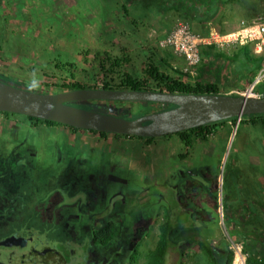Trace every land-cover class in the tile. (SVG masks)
<instances>
[{"label":"flooded vegetation","instance_id":"1","mask_svg":"<svg viewBox=\"0 0 264 264\" xmlns=\"http://www.w3.org/2000/svg\"><path fill=\"white\" fill-rule=\"evenodd\" d=\"M80 1H78L79 7H84V2H89V0ZM108 1L116 9L129 10L141 22L156 21V23L160 24L159 29H165L168 26L169 12H172V19H178V17L182 16L176 10L166 8L170 2L169 0ZM16 9L19 10V7ZM42 21L53 26L50 20L44 19ZM76 21L78 22L77 19ZM67 24L69 27L74 26V23L70 21H67ZM3 35L4 31L1 32L0 30V54L5 53V57L11 61L14 59H20L19 61L22 62L31 60L28 57L22 56L24 55L22 48H20V52L18 48L8 52L5 41L2 39ZM55 46L49 44L52 57H50V53L45 51H41L39 56L50 58L44 62L45 65L48 63L45 67H50L52 72L56 73L55 65L57 64V57L67 61L68 59L64 57L69 54L65 53L61 48L55 50ZM241 52L242 50H239L236 56L233 55L227 58L235 60ZM35 57L37 58V56ZM102 61L105 60L99 59L98 61L99 72L103 73L104 70H107L110 73L108 70L109 63L105 62L104 69H102L100 66ZM33 65L34 63L30 66ZM35 67L43 68L44 66L36 64ZM122 67L123 71L126 72L125 64ZM3 69V71L8 73L7 76H2V79H7V82H12L9 77L10 75L14 76L12 78L31 80V86H34L35 91L56 93L63 90L59 88L60 86H57L58 81L56 78H52V83L44 82L37 84L35 80L38 75L36 76L33 68L24 73L22 71L14 72L13 69ZM161 69L163 70L162 67ZM38 70L42 71V69ZM112 74L115 76V83H119L117 82L118 74ZM134 76H139V74ZM65 81L69 82V79ZM71 81H76V79L74 78ZM62 82L60 81V85ZM13 83L27 87V85L20 81L13 80ZM91 83V85L79 83L82 85L79 89L104 88L102 86L104 81L92 78ZM146 89L159 90L157 88L140 90ZM119 103L128 102H106L100 103L98 106L95 105V102H91L89 103L91 109L88 107L87 109L78 107L79 105L86 104H78L75 107L85 110L95 109L98 112L109 113L110 108L117 109L116 105H119ZM136 104L142 108H147L148 111L158 108V106L149 103ZM117 113L118 115L125 116L120 114L119 110ZM262 121H264V118H242L236 130L240 129V127L243 128V125L253 128H264V122ZM199 128H203L202 133L198 136L192 135L189 146L184 143L179 133L160 138L100 134L95 131H81L62 125L55 127H48L45 124L33 125L17 115H3L0 113V137H2L3 133L4 137L2 139L8 143V148H12V145H10L12 141L15 143L13 148H22L23 151L24 149L29 150V158L35 160L34 165L36 167L37 155H35L36 153L33 154L32 148L34 145L31 141L34 142L35 132L38 131V133H45V130L54 131L55 135L60 137V140L62 134L64 137L62 143L71 150L70 154L78 156L79 159L84 156L80 162L83 165L88 164L86 172L77 171L79 164L75 161H71L72 163L69 168H59V170H65V174H68V176H72L68 186L76 192L83 190L84 196H82V200H78L72 204H62L60 202L62 200V188L58 189L59 186L54 185L56 182L65 183L64 177L68 176L60 175L63 179L62 181L60 179L56 180L57 175L55 172L47 174L50 165H53L52 167L55 166L50 159H41L38 167L34 168V170H39L45 174L46 185L49 186L48 189L51 191V197L45 200L44 197L47 192L42 190L38 203L33 205V208L42 222L51 224L54 227L57 224L59 226V234L61 225L68 228L73 238L81 239L84 237V239L88 240L89 244L85 242V247L83 243L84 252L78 258L80 264H112V261L108 259L109 253H106L107 250L114 253V257L117 259L115 264H130L137 251L136 246L139 247L147 238L151 242L152 234H156L154 237L156 246L165 228H169L168 233L172 244L168 249L170 255L184 259L187 252L196 250L195 254H200L204 259H206L208 252L214 256L227 255L230 258L231 255L233 257L235 250L239 249L240 255L245 256V264H264V139L257 140L256 138H252L249 141V146L258 142L259 146L263 149L261 152L259 150L258 152H254L256 151L255 149L248 156L244 155L248 141H243L242 154L244 157L242 161H236L235 157L230 159V151L236 138V130L232 134L231 125L228 123H218ZM29 131H34V135L28 136ZM166 141L169 143L177 141L180 144L181 151L176 150L178 158L176 164L177 166L178 164L180 165L179 168H185V171L189 169L190 174L195 175L190 176L186 174L180 176L182 175L181 171L178 167L177 169L174 167V175L176 176L170 178L167 175V168H165L161 172L158 181L154 180L153 183L150 180V183H148L150 190L155 188L159 190L158 194H153L155 201L150 202L146 196V192L139 194L136 189L137 184L134 180L131 182L130 170L135 171V169L133 170L135 168L133 163H137V161L133 162L129 149L136 146L139 151H145L157 142L166 143ZM59 143L60 141L56 143L55 148L59 147ZM215 143L222 148L219 156H213L209 148H203L204 144ZM227 146L228 149L226 150ZM196 149L199 152H195ZM92 153H94V156H92V159H88ZM8 154H10L8 156H12L11 153L8 152ZM204 156L207 157L204 158ZM212 156L215 159L212 168L204 167V164L203 166L197 164L195 170L189 168L196 165V160L203 161L204 159L212 158ZM16 158L17 156L14 159ZM17 159L21 158L18 157ZM110 159H116V162L111 164ZM128 159H130L131 163ZM161 160L162 166H167L170 163L168 159ZM222 161L224 162L223 165H221ZM145 179H149V177ZM141 185L146 186L144 179ZM204 185L207 186V189L202 188ZM210 191L215 192L211 193ZM161 196L162 199L160 198ZM41 197L43 199H40ZM182 213L185 217L180 215ZM171 215H173L172 219L178 215V217H183L185 221L180 222L178 225H173L171 224ZM49 232L53 233L52 230H49ZM203 244L206 245L207 251L202 249ZM54 249L57 250L56 248ZM57 251L64 258V264H70V255L78 256L77 252L73 249L64 254L59 250ZM146 259L147 255H144V264Z\"/></svg>","mask_w":264,"mask_h":264},{"label":"rangeland","instance_id":"2","mask_svg":"<svg viewBox=\"0 0 264 264\" xmlns=\"http://www.w3.org/2000/svg\"><path fill=\"white\" fill-rule=\"evenodd\" d=\"M42 1L46 5L50 3L48 7L51 13L48 14L47 8L45 7L41 13L39 12L41 14L40 18H33L37 15L35 10L40 8L41 4H36L34 8L33 6L27 4L25 7V18L22 22V19H19L18 17V13L20 14L19 10L13 7V3H11L14 2V0H1L2 4L6 3V8L0 9V30L1 32L4 31L2 39L5 41V46L8 49V52L17 48L20 52V48H22L24 50V55H19L28 57L31 60L22 62L19 61L20 59H14L11 61L5 57V53L0 54V80H4L2 79V76H7L8 73L3 71V68L13 69L14 72L22 71L23 73L33 68L36 76L38 75L35 80L37 84L44 82L52 83V75L55 72H52L50 67H45L48 63L46 65L44 64V62L50 58L39 56L41 51H45L50 53V57H52L49 44L56 45L54 47L55 50H59L61 48L65 53L70 55H66L64 58L68 59L67 61L74 63V78L83 85H91L92 78L98 81H108L110 79L111 74L107 70H104L103 73L99 72L98 61L99 59H105V54H108L111 57L128 58L129 62L125 64V71L131 73L132 75L140 74V72L145 68L146 63L149 61H153L155 63L157 57L167 60L169 66L172 68L176 67L180 72L184 67V65H182L183 62L174 60L168 54L161 51L157 46V39H159L165 31H168V28L172 25V23L177 20L172 19V12L168 13V26L165 29H159L160 24L156 23V21L141 22L135 18L136 16H133L132 12L129 10L116 9V7H113V4H110L108 0H89L87 3L84 2V7L78 6V1L80 0ZM225 5L227 7V16L233 10L237 13L235 16H239L238 14L244 13V9H248L249 12L254 14V18L257 17L259 13H262L261 15L264 17V0H229V2ZM221 11L222 10L219 11L218 15L221 14ZM30 14H32L31 17ZM218 15L215 19H213V21H217ZM182 18L184 17H178V19L186 20ZM44 19L52 21L50 23L53 24V26L48 25V23H44L42 21ZM67 21L74 23V26L69 27ZM231 21L232 19H228V26L225 27L226 30L231 27ZM206 24L209 25L208 27H215L218 30H221L220 27H216L215 22H213V24L207 22ZM192 26L199 29L202 25L192 24ZM199 31L205 32L206 29L202 26ZM238 49H240V46L233 45L231 47L230 54L232 55V53ZM248 50L250 54H252L250 47H248ZM252 55L255 58L264 56V54L261 56ZM35 56H37V58ZM205 61L203 64H205ZM33 63L34 65L30 66ZM36 64L44 67L36 68ZM38 69H42V71ZM9 77L11 78L12 83L13 80L20 81L27 85L28 88L32 90L35 89L34 86H31V80L12 78L14 76L10 75ZM113 77L115 76L113 75ZM188 78L192 79L194 77L188 76ZM4 81L8 80L6 79ZM116 108L117 109L110 108L109 112L117 113L119 110L120 114L123 115H141L148 112L147 108H142L134 102L119 103V105H116ZM38 132H35L36 136L34 142L31 141L34 145L32 151H34V154L36 153L37 155V167L41 159H50L52 164L54 163L55 166L52 167L53 165H50L47 174L55 172L57 175L56 180L60 179L62 181L63 179L61 176H68V174H65V170H59V168H69L72 163L71 161H75L79 164L77 171L86 172L88 164L83 165L80 162L84 156L79 159L78 156L70 154L71 150H69L62 143L64 140L62 134V138L60 140V137H57L54 131L45 130V133ZM31 135H34V131L28 132V136ZM235 135V142L232 150L230 151V159L235 157L236 161H242L244 155L248 156L250 153H253L252 151L255 149L256 151L254 152H258V150L260 152L262 151L263 148L259 146L258 142L249 146V141L252 138H256L257 140L264 139L263 127L253 128L248 125H243V128L240 127V129L236 130ZM3 137L4 134L2 133V137H0V238L5 235L7 236L10 233L29 235L30 233L35 232L41 236L49 247L56 248L63 254L65 252H70V249L75 250L78 256L70 255V264H80L78 258L83 255V243L85 247V242L89 244L88 240L84 239V237L81 239L73 238L69 233L68 228L61 225V231L59 234V226L57 224H55L54 227L51 224L42 222L38 218V214L36 210H34L33 205L38 203L40 193L42 190L47 192L44 197L45 200H48V198L51 197V191L48 189L49 186L46 185V176L39 170H34V168L37 167L34 165L35 160L29 158V150L24 149L23 151L22 148H13L15 143L12 141L10 142V145H12L13 149L8 148V143L3 141ZM58 141H60L59 147L55 148ZM243 141H248L247 146L245 147L248 154L245 152L244 155L242 154L244 146ZM258 147L260 148L258 149ZM8 152L11 153L12 156H8L10 155ZM216 154H218V150H216ZM216 154H213V156ZM16 156L21 159H14ZM92 156H94V153H92L88 159H92ZM213 156L212 158L204 159L203 161L196 160V165L189 168L195 170L197 168V164H201V166L204 164V167L210 169L215 161ZM168 161L170 162L169 165L162 166L161 159H148V163L144 164V166L139 163H135V168H133L135 171L133 172L130 170V176L132 178L131 182L134 180L137 184L136 189L139 194L141 192H146V196L150 202L155 201L153 194H158L159 190L157 188L150 190L148 185L149 180H152L153 183L154 180L158 181L161 172H163L165 168H174L173 165H177L176 162L178 159L174 156L173 159H168ZM115 162L116 159H110L111 164ZM223 164L224 162L221 165ZM179 167L180 165L178 164V169L182 173L180 176L186 174L190 176L195 175L190 174L189 169L185 171V168ZM175 176L176 175H173V177ZM146 177H149V179H145ZM71 178L72 176L64 177L65 183L63 182L62 184V182H56V184H54L55 186H59L58 189H60V187L62 188V200L60 201L62 204L75 203L78 200H82V196H84V193H82L83 190H78V192H76L68 186ZM143 179L145 180L146 186L141 185ZM160 198L162 199V196ZM40 199H43V197ZM180 215L184 216L183 213ZM172 217L173 215L170 216L171 224L173 225H178L180 222L185 221L183 220V217H178V215L175 216L174 219H172ZM49 230H52L53 233H50ZM155 235L156 234L151 235V242L149 241L150 239L147 238L140 244L139 247L136 246L137 251L130 264H144V255H147L148 252L155 248ZM237 245L239 246V244ZM235 251L236 252L233 257L232 255L230 257L229 264H235V262L238 264L239 259H241V255L237 249ZM106 253H109L108 259L112 261V264H115L117 259L114 257V253L109 252L108 250ZM195 253L196 250L187 252L184 256L183 264H208L203 256ZM236 254L238 257L235 256ZM241 260L243 261V259ZM243 263L245 264V261H243Z\"/></svg>","mask_w":264,"mask_h":264},{"label":"water","instance_id":"3","mask_svg":"<svg viewBox=\"0 0 264 264\" xmlns=\"http://www.w3.org/2000/svg\"><path fill=\"white\" fill-rule=\"evenodd\" d=\"M172 8L188 20L206 24L215 18L223 0H169ZM241 52L235 60L209 55L198 77L185 80L239 89L259 66ZM95 102H135L158 106L141 115L121 116L114 112L85 110L75 105ZM0 113L30 117L65 127L139 138H160L236 118L264 115V98L256 99L217 92L171 93L162 90L73 89L56 93L33 91L0 80ZM233 187V185H231ZM203 189H207L204 185ZM215 192V191H210ZM217 193V190H216ZM221 193V191H220ZM1 264H64V258L37 233L11 234L0 238Z\"/></svg>","mask_w":264,"mask_h":264},{"label":"trees","instance_id":"4","mask_svg":"<svg viewBox=\"0 0 264 264\" xmlns=\"http://www.w3.org/2000/svg\"><path fill=\"white\" fill-rule=\"evenodd\" d=\"M228 2L229 0H223V4L221 5L219 11L221 10L222 6ZM182 19H186L187 21L192 23V21L188 20L187 18H182ZM213 19L208 22L213 21ZM239 50H242V52L246 55V57L249 60H255V59H260V61L262 60V57H259V58L253 57V55L250 54L248 50V46L240 47V49H238L237 51ZM237 51L232 53L231 56L233 55L236 56ZM105 56H106V59L103 58L105 61H102L100 63V66L102 69H104L105 62H108L109 63L108 70L111 73V77L108 81H104V83L102 84L104 88H114V89L121 88V89H132V90H140V89H145V88H153V89L157 88L159 90L171 92V93L217 92V87L215 85L200 84L198 82L192 83L191 81L185 80L183 76L186 77V75H184L182 72H180L177 69H173L171 66H169L167 61L161 57H157V60L155 63L153 61H149L148 63H146L145 68L140 72L139 76H134L131 73H127L123 71L122 66L123 64H126L129 62L128 58L111 57L108 54H105ZM216 56L226 57L222 53H217ZM57 59H58L57 64L55 65L56 73L53 74V77H52L53 79L55 78L57 79L58 81L57 86H60L59 88H62L63 90L81 88L82 87L81 84H79L76 81H71L74 79V69H75L74 63L70 61L62 60L59 57H57ZM161 67L163 68V70L161 69ZM112 73L118 74L117 82L119 83H115V79ZM67 79H69V82L65 81ZM60 81H63L61 85H60ZM78 107L85 108V109H87L88 107L89 109H91L90 105H82V106L79 105ZM1 114L8 115L6 113H1ZM18 117L22 118L24 121L29 122L33 125L45 124L48 127L60 126L56 123L41 121V120L33 119L30 117H24V116H18ZM254 117L264 118V116H254ZM233 120H229L223 123H227ZM202 130L203 128L193 129L187 132L179 133V135L183 139L184 143L190 146L191 139H192L191 136L194 134L196 136L200 135L202 133ZM168 232H169V228L163 229L160 239L157 242L155 248L152 251L148 252L145 264H182L183 258H179L173 255H170L168 253V249L172 245L170 241V235ZM202 249L204 251H207V247L205 244L202 245ZM205 260L207 261L208 264H229L230 263L229 256L227 255H224V256L215 255L214 256L210 252L207 253ZM253 264H256V263H253Z\"/></svg>","mask_w":264,"mask_h":264},{"label":"built area","instance_id":"5","mask_svg":"<svg viewBox=\"0 0 264 264\" xmlns=\"http://www.w3.org/2000/svg\"><path fill=\"white\" fill-rule=\"evenodd\" d=\"M208 26L204 25L205 32L196 31L189 21L177 19L169 30L157 39V46L161 51L170 55L174 60L183 62L184 67L181 72L187 77L197 78L198 69L209 55L222 53L230 57L233 45L250 47L254 56L264 54V17L262 15L246 23L242 22L241 27L236 31L222 32L215 27ZM173 69L177 68L173 67ZM219 87H217V93L256 99L264 98V56L259 67L249 76L247 85L239 89ZM241 119L239 117L227 122L231 125L232 134ZM237 251L240 253L239 249ZM241 258L245 261L244 256L241 255Z\"/></svg>","mask_w":264,"mask_h":264},{"label":"crops","instance_id":"6","mask_svg":"<svg viewBox=\"0 0 264 264\" xmlns=\"http://www.w3.org/2000/svg\"><path fill=\"white\" fill-rule=\"evenodd\" d=\"M10 1H12V0H10ZM50 1L51 0H49V2ZM2 2L0 0V9H5L6 8V3H3L2 4ZM11 3H14L13 4V7H15V8L19 7V12H20L21 15L18 13V17H19V19H22V22L24 21V18H25V14H26L25 7H26L27 4H29L30 6H33V8H34V6L36 4H39V3L41 4V7L40 8H37V10H35V12L37 13V15H35L33 18H38V17L40 18V16H41L40 13L43 11V9L45 7L47 8L48 14L51 13V11H50V9L48 7V5L50 3L48 5H46L42 0H14V2H11ZM226 8H227L226 5H223L222 8H221V10H222L221 11V14L218 15L217 21L214 20V21L210 22L212 24H213V22H215L216 27H220L221 28L220 31H222V32H226V31H230V32L231 31H236L237 29H239L241 27V23L242 22L246 23V22H248V21H250V20H252L254 18L253 17L254 14H252L251 12H249L248 9H244V11H243L244 13L238 14L239 16H235V14H237V13L234 10L231 11L228 14V16H227V11H226L227 9ZM225 12H226V16H225ZM261 14L262 13H259V15H261ZM0 15H1V11H0ZM31 16H32V14H30V17ZM228 19H232V21H231L232 24H231V27L226 30L225 27L228 26ZM173 24L174 23H172V25ZM192 24L198 25L199 23L192 22L191 23V26H192ZM199 25L204 26V24H199ZM201 27L199 29H196V28H194L192 26V28L194 30H196V31L197 30H201ZM178 144L179 143L177 141H171L170 143L168 141H166V143H163V142L159 143V142H157V143L153 144V146H151L150 148L146 149L145 151H139L138 148L135 146L134 148H130L129 149L131 151L130 152V156H131V158H133L132 159L133 162L137 161V163H139V164H141L143 166H144V164L148 163V160H147L148 158L153 159V160H157V159H173L174 156H175L176 159H178L177 156H176L177 151H181L180 144L179 145ZM131 146H133V145H131ZM198 146H201V145H198ZM172 148H173V150H171ZM175 148H177V149H175ZM200 148H202V147H200ZM203 148H205V149L206 148H209L210 149V153H212V155L213 154H216V150L218 148H220L218 150V154H216L218 156L220 155L221 150H222V148L219 147L217 143H215V144H207V145L204 144V147ZM227 149H228V146L226 147V150ZM196 151L199 152L198 149H196L195 152ZM206 157L207 156H204V158H206ZM133 164L135 165V163H133ZM173 167H175L177 169L178 166L174 164ZM167 175H168V177L173 178L174 168H167ZM148 183H150V180H149Z\"/></svg>","mask_w":264,"mask_h":264},{"label":"bare ground","instance_id":"7","mask_svg":"<svg viewBox=\"0 0 264 264\" xmlns=\"http://www.w3.org/2000/svg\"><path fill=\"white\" fill-rule=\"evenodd\" d=\"M235 256L238 257L237 254H236ZM236 257H235V259H236ZM241 259H242V258H241ZM241 259H239L238 264H244L243 261H242ZM237 260H238V258H237Z\"/></svg>","mask_w":264,"mask_h":264}]
</instances>
